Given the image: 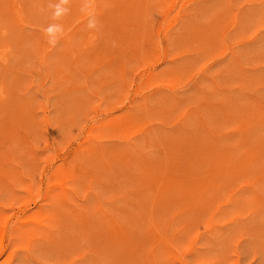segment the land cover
<instances>
[{
	"label": "rangeland",
	"instance_id": "obj_1",
	"mask_svg": "<svg viewBox=\"0 0 264 264\" xmlns=\"http://www.w3.org/2000/svg\"><path fill=\"white\" fill-rule=\"evenodd\" d=\"M60 3L0 0V264H264V0Z\"/></svg>",
	"mask_w": 264,
	"mask_h": 264
},
{
	"label": "clouds",
	"instance_id": "obj_2",
	"mask_svg": "<svg viewBox=\"0 0 264 264\" xmlns=\"http://www.w3.org/2000/svg\"><path fill=\"white\" fill-rule=\"evenodd\" d=\"M67 3H68V0H61L60 5L56 6L57 7V12H56L57 16H59L62 13L67 11L66 8L61 7V5H64ZM96 26H97V21L95 20V18L90 19L88 27L89 28H95ZM45 31L50 37H53L55 33L62 31V29L60 28L59 25H50ZM56 42L57 41L54 38L49 40V43H51L53 46L56 44Z\"/></svg>",
	"mask_w": 264,
	"mask_h": 264
},
{
	"label": "bare ground",
	"instance_id": "obj_3",
	"mask_svg": "<svg viewBox=\"0 0 264 264\" xmlns=\"http://www.w3.org/2000/svg\"><path fill=\"white\" fill-rule=\"evenodd\" d=\"M174 150V149H173ZM17 216V215H16ZM24 216V215H23ZM24 222V221H23ZM8 226V225H7Z\"/></svg>",
	"mask_w": 264,
	"mask_h": 264
}]
</instances>
